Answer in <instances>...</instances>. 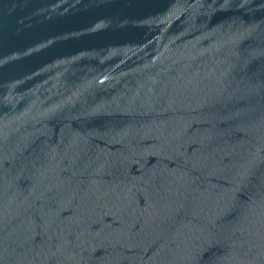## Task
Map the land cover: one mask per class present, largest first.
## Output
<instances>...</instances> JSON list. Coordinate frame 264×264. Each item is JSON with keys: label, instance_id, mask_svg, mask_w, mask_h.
I'll use <instances>...</instances> for the list:
<instances>
[{"label": "water", "instance_id": "95a60500", "mask_svg": "<svg viewBox=\"0 0 264 264\" xmlns=\"http://www.w3.org/2000/svg\"><path fill=\"white\" fill-rule=\"evenodd\" d=\"M0 264H264V0H0Z\"/></svg>", "mask_w": 264, "mask_h": 264}]
</instances>
